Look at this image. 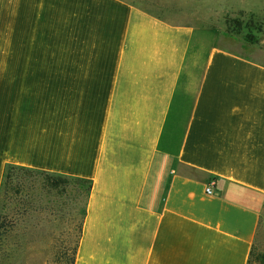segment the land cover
I'll use <instances>...</instances> for the list:
<instances>
[{"label":"crops","instance_id":"1","mask_svg":"<svg viewBox=\"0 0 264 264\" xmlns=\"http://www.w3.org/2000/svg\"><path fill=\"white\" fill-rule=\"evenodd\" d=\"M232 8L264 31V0ZM225 38L135 0H0V186L7 164L91 181L73 264H248L264 44Z\"/></svg>","mask_w":264,"mask_h":264},{"label":"rangeland","instance_id":"2","mask_svg":"<svg viewBox=\"0 0 264 264\" xmlns=\"http://www.w3.org/2000/svg\"><path fill=\"white\" fill-rule=\"evenodd\" d=\"M135 1L155 7L157 13L171 19L218 23L226 35L224 45L230 49L232 38L246 42L247 36L253 43L264 44L263 13H240L232 8L240 0ZM236 20L243 24L237 25ZM22 183L21 191L9 195L0 207L4 224L0 230V264H70L82 222L83 190H75L73 184L65 193L44 188L37 174L25 176ZM248 264H264V220Z\"/></svg>","mask_w":264,"mask_h":264},{"label":"trees","instance_id":"3","mask_svg":"<svg viewBox=\"0 0 264 264\" xmlns=\"http://www.w3.org/2000/svg\"><path fill=\"white\" fill-rule=\"evenodd\" d=\"M239 12L245 13L243 10ZM229 21L230 20L227 21L228 24H229ZM235 23L237 25L243 24V22L239 20H236ZM261 29L262 27L259 26L258 30L261 31ZM244 40L248 43H253L252 39H250L247 36L245 37ZM32 174H37L41 177L44 188H47V187L56 188V189H60L61 193H65L66 191H68L69 186L73 184L75 187V190L77 189L80 191L82 189L84 192V197H85L84 207L81 208L82 220H83V217L86 212L87 197H88V193L91 187L90 180L68 176V175L57 173V172H50V171L41 170L37 168L26 167V166L17 165V164H7L4 167L3 174H2V180H1V186H0V207H2L3 205L2 201L6 200L9 197V195H12L13 193H18L21 191L22 184H23L22 181L24 180V177L32 175ZM3 226H4L3 222L0 221V230L3 228ZM81 226H82V222L80 225V231H81ZM80 231H79V234H80ZM0 235H1V232H0ZM77 244H78V240L74 247L73 255L70 259V264L74 263Z\"/></svg>","mask_w":264,"mask_h":264},{"label":"built area","instance_id":"4","mask_svg":"<svg viewBox=\"0 0 264 264\" xmlns=\"http://www.w3.org/2000/svg\"><path fill=\"white\" fill-rule=\"evenodd\" d=\"M205 191H206V193H211V186H207V187L205 188Z\"/></svg>","mask_w":264,"mask_h":264}]
</instances>
